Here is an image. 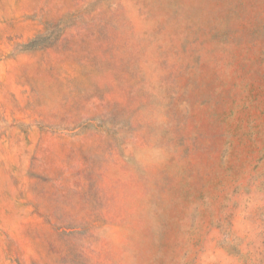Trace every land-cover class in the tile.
<instances>
[{"label":"rangeland","instance_id":"1","mask_svg":"<svg viewBox=\"0 0 264 264\" xmlns=\"http://www.w3.org/2000/svg\"><path fill=\"white\" fill-rule=\"evenodd\" d=\"M0 264H264V0H0Z\"/></svg>","mask_w":264,"mask_h":264}]
</instances>
